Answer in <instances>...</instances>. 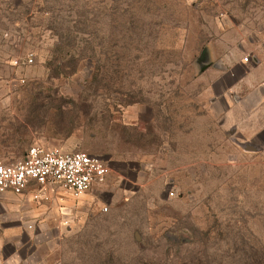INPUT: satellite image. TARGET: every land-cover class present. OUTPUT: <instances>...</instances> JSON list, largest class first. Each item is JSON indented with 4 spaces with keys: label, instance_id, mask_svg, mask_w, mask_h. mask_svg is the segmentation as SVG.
I'll return each mask as SVG.
<instances>
[{
    "label": "rangeland",
    "instance_id": "1",
    "mask_svg": "<svg viewBox=\"0 0 264 264\" xmlns=\"http://www.w3.org/2000/svg\"><path fill=\"white\" fill-rule=\"evenodd\" d=\"M249 88L264 0H0V161L45 146L111 169L79 199L0 197V233L38 264H264V146L228 120Z\"/></svg>",
    "mask_w": 264,
    "mask_h": 264
},
{
    "label": "built area",
    "instance_id": "2",
    "mask_svg": "<svg viewBox=\"0 0 264 264\" xmlns=\"http://www.w3.org/2000/svg\"><path fill=\"white\" fill-rule=\"evenodd\" d=\"M245 61L249 59L245 58ZM33 63L34 56L29 55L22 64L29 66ZM110 170L107 161L97 155L32 146L16 163L0 161V197L8 192L22 196L32 190L57 186L79 199L104 184Z\"/></svg>",
    "mask_w": 264,
    "mask_h": 264
},
{
    "label": "crops",
    "instance_id": "3",
    "mask_svg": "<svg viewBox=\"0 0 264 264\" xmlns=\"http://www.w3.org/2000/svg\"><path fill=\"white\" fill-rule=\"evenodd\" d=\"M236 87L238 90L241 88L240 84ZM242 87L246 89L244 86ZM262 109H264V91L258 88H249V93L241 97L237 106L232 107V109L230 108L228 112V120L230 122L241 116L245 119V127L240 132L242 137L239 140L243 143V146L250 147L251 151L244 149L246 152L256 153L261 150V146H264V119L259 120L260 124L257 125V119L263 118ZM32 191L34 192L35 190ZM9 196L16 195L8 192L2 195L1 198ZM8 243L10 245L11 243L13 245L16 244L17 247L14 246L11 252H7L4 246L8 245ZM33 258L36 260L35 257L31 256L30 251L26 247H21L20 241L16 243L13 241L7 229L0 233V264H38L37 260L34 262Z\"/></svg>",
    "mask_w": 264,
    "mask_h": 264
},
{
    "label": "water",
    "instance_id": "4",
    "mask_svg": "<svg viewBox=\"0 0 264 264\" xmlns=\"http://www.w3.org/2000/svg\"><path fill=\"white\" fill-rule=\"evenodd\" d=\"M243 149L247 150V151H251L250 147H247V146H243ZM253 150V149H252Z\"/></svg>",
    "mask_w": 264,
    "mask_h": 264
}]
</instances>
